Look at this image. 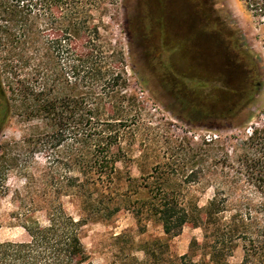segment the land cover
Listing matches in <instances>:
<instances>
[{"label": "trees", "instance_id": "trees-1", "mask_svg": "<svg viewBox=\"0 0 264 264\" xmlns=\"http://www.w3.org/2000/svg\"><path fill=\"white\" fill-rule=\"evenodd\" d=\"M102 1L0 0V126L12 114L34 122L21 140L0 146V167L16 168L25 186L41 182L44 189L38 204L17 212L27 238L0 242V264H93L80 239L83 221L110 220L121 209L140 231L155 220L167 238L186 224L201 228L202 241L192 239L190 249L207 261L182 254L162 264H228L237 240L241 264H264V128H252L240 163L242 180L259 197L256 205L245 191L231 209L230 193L217 188L204 207L187 205L163 186L160 165L138 178L126 173L125 191L113 190L125 157L128 110L123 51L105 38L95 15ZM241 1L264 26V0ZM224 43L223 75L208 74L207 90L209 98L218 91L226 98L224 112L232 118L253 102L264 73L243 39L229 35ZM38 155L45 164L30 173L28 162ZM69 192L78 197L83 220L63 208L61 196ZM163 245L154 240L143 250L156 253Z\"/></svg>", "mask_w": 264, "mask_h": 264}, {"label": "rangeland", "instance_id": "rangeland-1", "mask_svg": "<svg viewBox=\"0 0 264 264\" xmlns=\"http://www.w3.org/2000/svg\"><path fill=\"white\" fill-rule=\"evenodd\" d=\"M171 6L166 0H103L95 12L105 38L123 51L126 77L125 157L117 163L113 190L125 191L126 173L138 178L160 165L163 186L179 193L187 205L204 207L216 188L230 193L226 205L231 209L245 191L256 205L259 197L242 180L240 163L249 131L264 128V76L253 102L228 118L226 98L219 91L208 97L207 75H223L222 49L229 35L243 39L258 55L264 73V26L241 0H178L173 12ZM33 124L12 114L0 126V146L21 140ZM44 162L41 155L30 159V173L36 174ZM42 187L41 182L25 186L16 168L0 167V242L27 238L16 214L39 203ZM61 203L75 220L85 218L74 193L63 194ZM34 215L43 222L41 211ZM79 232L93 264H162L182 254L207 261L201 250L190 249L192 239H203L200 227L186 224L167 238L153 219L140 231L126 209L110 220H84ZM154 240L165 246L145 253V244ZM242 254L237 240L228 264H241Z\"/></svg>", "mask_w": 264, "mask_h": 264}, {"label": "flooded vegetation", "instance_id": "flooded-vegetation-1", "mask_svg": "<svg viewBox=\"0 0 264 264\" xmlns=\"http://www.w3.org/2000/svg\"><path fill=\"white\" fill-rule=\"evenodd\" d=\"M166 2L169 4V2H171L172 4V12H173V9H174V6H175V3L178 2V0H166ZM176 8V7H175ZM178 9V8H177ZM190 24H193L192 21L189 23L188 27H190L191 25Z\"/></svg>", "mask_w": 264, "mask_h": 264}, {"label": "built area", "instance_id": "built-area-1", "mask_svg": "<svg viewBox=\"0 0 264 264\" xmlns=\"http://www.w3.org/2000/svg\"><path fill=\"white\" fill-rule=\"evenodd\" d=\"M249 133H251V132L249 131Z\"/></svg>", "mask_w": 264, "mask_h": 264}]
</instances>
